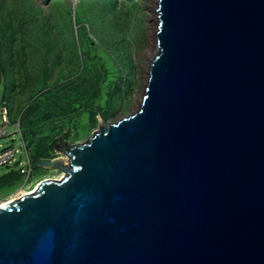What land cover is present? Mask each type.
Wrapping results in <instances>:
<instances>
[{"label":"water","instance_id":"95a60500","mask_svg":"<svg viewBox=\"0 0 264 264\" xmlns=\"http://www.w3.org/2000/svg\"><path fill=\"white\" fill-rule=\"evenodd\" d=\"M136 110L0 206V264H264V0H156Z\"/></svg>","mask_w":264,"mask_h":264},{"label":"rangeland","instance_id":"374dc122","mask_svg":"<svg viewBox=\"0 0 264 264\" xmlns=\"http://www.w3.org/2000/svg\"><path fill=\"white\" fill-rule=\"evenodd\" d=\"M154 11L155 0H0V150L15 148L21 166L25 151L68 158L52 149L66 132L81 143L136 110ZM62 173L41 167L26 181L1 168L0 204Z\"/></svg>","mask_w":264,"mask_h":264},{"label":"built area","instance_id":"2783aa9c","mask_svg":"<svg viewBox=\"0 0 264 264\" xmlns=\"http://www.w3.org/2000/svg\"><path fill=\"white\" fill-rule=\"evenodd\" d=\"M0 116L5 124H8L7 121V111L5 107H2L0 110ZM5 126L0 127V138L6 135ZM24 147V146H23ZM26 153L25 165L21 166L20 161L16 162V149L12 147H6L0 150V169L5 168L7 172H15L22 175L26 181L29 179L33 172L32 160L29 158L28 153ZM34 189L28 190V192L33 191ZM15 199V198H14ZM10 200V199H9ZM7 200L6 202H8ZM13 200V199H12Z\"/></svg>","mask_w":264,"mask_h":264},{"label":"bare ground","instance_id":"6f19581e","mask_svg":"<svg viewBox=\"0 0 264 264\" xmlns=\"http://www.w3.org/2000/svg\"><path fill=\"white\" fill-rule=\"evenodd\" d=\"M155 8H156V0H155ZM155 12V19H156V11H154ZM156 21V24H157V19L155 20ZM155 31H156V29L154 30V34H153V36H152V47L151 48H149L148 50H147V52H146V59H147V68H146V76H145V83H146V79H147V77H148V69H149V61H150V59L152 58V56H153V54H154V50H155ZM144 89V88H143ZM142 95H143V93H142ZM142 95H141V97H142ZM140 101H141V98H140V100H139V102H138V106L140 105ZM62 158V162H63V165H65V164H67L68 163V158H66V157H61ZM61 172H63V171H61ZM64 174L62 173L61 175H58V177H56V178H53V179H59V178H61L62 176H63ZM52 179V178H51ZM32 192V191H31ZM26 193H29L28 191H25V190H21L20 191V193H19V196H22L23 194H26ZM18 196V197H19ZM18 197H16V198H18ZM9 201H11V200H9ZM5 203V202H4ZM3 203V204H4ZM2 204H0V206H1Z\"/></svg>","mask_w":264,"mask_h":264},{"label":"trees","instance_id":"16d2710c","mask_svg":"<svg viewBox=\"0 0 264 264\" xmlns=\"http://www.w3.org/2000/svg\"><path fill=\"white\" fill-rule=\"evenodd\" d=\"M68 134H69V133L66 132L64 135H65V136H68ZM54 144H55V143H54ZM54 144L52 145V149H54V147H53ZM38 159H40V158H39V157H38V158H33V159H32V164H33L36 160H38ZM13 173H14V172H13Z\"/></svg>","mask_w":264,"mask_h":264},{"label":"flooded vegetation","instance_id":"af4514ba","mask_svg":"<svg viewBox=\"0 0 264 264\" xmlns=\"http://www.w3.org/2000/svg\"><path fill=\"white\" fill-rule=\"evenodd\" d=\"M33 171H35V170H33Z\"/></svg>","mask_w":264,"mask_h":264}]
</instances>
